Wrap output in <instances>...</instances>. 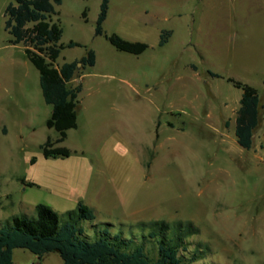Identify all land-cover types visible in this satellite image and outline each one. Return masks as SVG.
I'll return each instance as SVG.
<instances>
[{"label": "rangeland", "instance_id": "obj_1", "mask_svg": "<svg viewBox=\"0 0 264 264\" xmlns=\"http://www.w3.org/2000/svg\"><path fill=\"white\" fill-rule=\"evenodd\" d=\"M11 1L0 0V227L14 215L35 217L39 203L63 214L83 201L126 235L140 221H192L199 232L190 249H211L195 264H264V0H110L99 35L103 0H63L55 66L90 49L96 63H82L69 83L83 85L78 126L54 144L70 149L57 157L42 148L59 132L47 126L40 72L5 28ZM113 33L149 46L121 51ZM228 78L261 98L251 149L235 133L243 89ZM13 264L63 259L18 247Z\"/></svg>", "mask_w": 264, "mask_h": 264}, {"label": "trees", "instance_id": "obj_2", "mask_svg": "<svg viewBox=\"0 0 264 264\" xmlns=\"http://www.w3.org/2000/svg\"><path fill=\"white\" fill-rule=\"evenodd\" d=\"M63 0H12L5 11V28L11 34L13 44L23 43L28 58L40 72V84L44 99L52 105L47 126L59 132L52 141L49 137L42 148L46 156H68L70 149L54 144L62 142L71 128L78 126L79 93L82 82L75 86L69 83L78 69L96 63V53L88 50L80 61L64 62L55 66L64 44L60 43L63 28L54 20L58 14L56 6ZM110 0H103L97 19L96 34L103 33V23L108 15ZM86 14V13H85ZM171 31L161 33L160 45H164ZM119 50L140 54L148 48L146 42L130 41L117 33L108 36ZM79 45L71 41L68 46ZM212 76L219 73L210 71ZM243 89L236 117L235 133L238 143L246 149L254 144V133L261 121L262 102L258 90L247 83L228 78ZM95 210L79 201L75 209L60 214L50 205H36V216L14 215L11 222L0 227V264H13L14 249L27 248L40 258L46 253L58 252L63 264H195L211 252L210 246L198 242L193 249L187 240L197 234L199 227L192 221L168 222L164 219L140 221L116 231L110 223L98 221ZM83 221H88L87 228ZM138 229L140 236L133 231ZM155 244L148 249L147 242Z\"/></svg>", "mask_w": 264, "mask_h": 264}, {"label": "water", "instance_id": "obj_3", "mask_svg": "<svg viewBox=\"0 0 264 264\" xmlns=\"http://www.w3.org/2000/svg\"><path fill=\"white\" fill-rule=\"evenodd\" d=\"M82 62H78V68L81 66Z\"/></svg>", "mask_w": 264, "mask_h": 264}]
</instances>
